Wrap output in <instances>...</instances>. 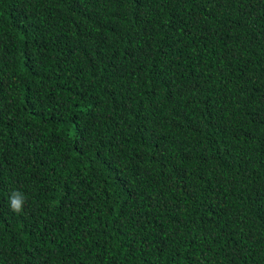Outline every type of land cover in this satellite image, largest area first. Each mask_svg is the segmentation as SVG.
I'll return each mask as SVG.
<instances>
[{"label": "trees", "instance_id": "trees-1", "mask_svg": "<svg viewBox=\"0 0 264 264\" xmlns=\"http://www.w3.org/2000/svg\"><path fill=\"white\" fill-rule=\"evenodd\" d=\"M0 264H264V0H0Z\"/></svg>", "mask_w": 264, "mask_h": 264}, {"label": "clouds", "instance_id": "clouds-1", "mask_svg": "<svg viewBox=\"0 0 264 264\" xmlns=\"http://www.w3.org/2000/svg\"><path fill=\"white\" fill-rule=\"evenodd\" d=\"M25 198L20 192H13L10 198V207L14 212H22Z\"/></svg>", "mask_w": 264, "mask_h": 264}]
</instances>
